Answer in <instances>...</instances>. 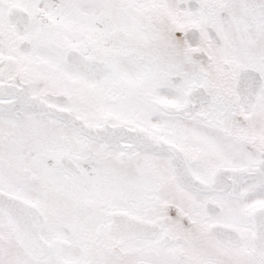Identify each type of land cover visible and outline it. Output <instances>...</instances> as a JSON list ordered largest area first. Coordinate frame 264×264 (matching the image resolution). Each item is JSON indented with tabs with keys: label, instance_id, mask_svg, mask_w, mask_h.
<instances>
[{
	"label": "snow or ice",
	"instance_id": "obj_1",
	"mask_svg": "<svg viewBox=\"0 0 264 264\" xmlns=\"http://www.w3.org/2000/svg\"><path fill=\"white\" fill-rule=\"evenodd\" d=\"M0 264H264V0H0Z\"/></svg>",
	"mask_w": 264,
	"mask_h": 264
}]
</instances>
